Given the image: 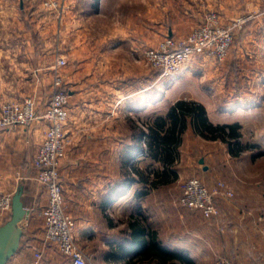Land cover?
<instances>
[{
  "label": "rangeland",
  "instance_id": "rangeland-1",
  "mask_svg": "<svg viewBox=\"0 0 264 264\" xmlns=\"http://www.w3.org/2000/svg\"><path fill=\"white\" fill-rule=\"evenodd\" d=\"M102 10L100 20L93 22L94 27L90 22L87 24L103 38L128 36V44L123 45L132 62L128 73L132 79L138 76L146 79L147 112L142 121L150 116L165 114L170 105L176 99L179 100L178 97L192 95L206 104L214 123L241 124L240 145L244 148L237 154L230 153L228 144L222 141L189 138L187 147L180 150V159L173 167L178 174L181 173L178 175L179 180L173 185L166 183L164 185L167 187L157 191L156 212L153 208L146 209L148 211L145 215L149 221L158 225L165 242H175L179 247L187 243L201 245L205 242L203 231L211 225L208 220L210 218H205L200 210L181 204L175 206L185 181L198 177L209 188L222 182L233 193V196L221 194L216 197L218 219L215 217L216 221L212 218L211 222L222 226L257 225L261 227L259 234L264 239V0H106ZM13 25L9 20L0 21V47L11 44L19 47L33 45L40 49V54L37 58H30L29 70L11 69L9 65L0 69V103L23 101L26 97H32L38 113L43 114L55 91L53 67L56 59L62 56L67 61L59 69L62 75L71 59L68 55L71 45H65L59 39L57 23L51 26L48 35L43 38L35 30L34 23L26 21L24 26L32 30L33 37L29 39L31 44L20 33V28L17 34L11 33ZM223 30L232 34V41L219 55L217 49L222 46ZM207 33L208 38L205 36ZM197 42L203 43L204 51L192 54L181 70L172 75L165 73L164 68L156 65L149 55L157 50L175 51L185 46L193 47ZM64 88L68 89L65 85ZM67 108V136L61 163L68 151L74 154L79 152L71 150V146L88 137L83 134V129L77 132V127L90 128L85 117L75 126L70 116V96ZM37 122L45 126L44 140L48 123L45 119L34 123ZM30 126L8 127L3 131L26 130ZM18 133L14 140L3 139V151L0 154V201L8 193L14 195L26 168L22 148L15 147L18 144L16 141L25 142ZM67 146L70 149L68 151ZM39 148L32 158L35 175ZM139 157L146 159L145 154L140 153ZM200 162L211 166L208 173L201 171ZM147 163L142 161L141 169L148 168ZM149 164L148 171L155 167L154 163ZM219 204L227 208L228 218L221 213ZM131 205L130 202L126 208L110 209L109 213L119 225L116 232L122 228L121 223L127 220ZM69 214L74 218L73 214ZM10 216L7 211L0 209V226ZM36 217L44 225L42 211ZM24 225L26 220L21 223V226ZM259 239L257 237V241ZM38 240L40 250L35 251L43 253L47 246L52 245L45 241L44 235ZM263 251L260 255L262 260ZM217 255L226 257L216 251L213 258Z\"/></svg>",
  "mask_w": 264,
  "mask_h": 264
},
{
  "label": "crops",
  "instance_id": "crops-1",
  "mask_svg": "<svg viewBox=\"0 0 264 264\" xmlns=\"http://www.w3.org/2000/svg\"><path fill=\"white\" fill-rule=\"evenodd\" d=\"M45 1L47 0H0V21L9 20L14 24L11 33L17 34V29L20 28V33L28 39L29 44L33 35L32 30L24 26L26 21L33 22L35 30L43 38L48 35L51 26L57 23L59 39L63 44L71 45L68 52L71 59L68 61V68L62 73L64 85L70 92V116L73 117L75 126L85 117L90 128L78 126L79 130L77 127V132L83 129V134L88 137L71 146V150L79 151L77 154L70 153L67 146L68 152L61 163L60 173L66 210L74 215L76 238L88 257V264H184L178 258L164 261L157 255H142L139 251L141 240L135 242L131 235L130 214L138 208L145 214L148 208H153L156 212L157 191L166 185L152 186L138 179L133 184L128 181L132 162L129 159L130 151L137 142L141 144L138 135L144 129L142 119L147 112L146 79L139 76L132 79L128 73L132 62L123 46L127 43L128 36L123 35L118 39L111 36L103 38L104 36H98L95 28L94 31L87 24L90 22L93 26V22L102 16L106 0H66L60 15L45 6ZM139 53L140 47V57ZM39 54L40 49L33 45L19 47L11 44L0 47V69L9 65L11 69L29 70L31 67L28 61L31 57L37 58ZM178 98L198 100L206 107L202 100L192 95ZM208 116L211 119L209 113ZM44 131V124L37 122L26 130L0 132V154L3 151V139L14 140L18 132L21 135L19 137L25 139L23 144L16 141L18 144L15 147L22 148L26 168L20 180L24 185V205L30 210L19 247L7 264H21L32 260L34 251L40 250L38 239L44 235V225L36 215L47 204V192L45 187L35 181L32 158L43 140ZM183 137L182 151L187 147L189 138L204 139L195 133L192 126L187 128ZM143 143L142 140V145ZM142 161L154 163L155 168L161 167L160 163L150 158L137 157L133 163L141 169ZM210 169L209 164L201 163L203 173H208ZM178 180V177L171 180L169 185ZM178 197L175 206L180 204ZM130 202L133 205L127 220L121 223L122 228L116 232L119 225L109 211L117 207L126 208ZM219 208L227 217V208L220 204ZM216 218L213 220L217 221ZM208 220L211 225L203 231L206 241L201 245L187 243L184 247H179L175 242H165L158 225L150 223L157 231L158 240L163 247L171 252L185 254L193 264H214L213 254L216 251L231 259L233 264H263L260 256L264 248V239L259 234L261 227L222 226L211 222L212 218ZM257 237H260V242ZM45 249L42 264H70L55 245Z\"/></svg>",
  "mask_w": 264,
  "mask_h": 264
},
{
  "label": "built area",
  "instance_id": "built-area-1",
  "mask_svg": "<svg viewBox=\"0 0 264 264\" xmlns=\"http://www.w3.org/2000/svg\"><path fill=\"white\" fill-rule=\"evenodd\" d=\"M65 1L47 0L44 5L60 12L64 8ZM205 36L208 38V33ZM222 36V46L217 49L219 55L223 54L232 41V34L229 31L223 30ZM202 44L197 42L193 47L185 46L175 51L157 50L149 55L156 65L164 68L165 73L172 75L181 70L192 54L204 51ZM66 62L65 57L62 56L56 59L53 67L55 91L43 114L38 113L36 102L32 97H26L23 101L0 103V132L8 127L20 125L27 127L39 119L47 121L46 135L35 160V166H38L35 179L47 192V204L42 209L45 241L55 245L70 264H88V257L76 238L75 220L66 210L60 173L67 136L65 126L69 117L67 104L70 92L64 88V78L59 69ZM221 194L233 196L222 182L209 188L198 177H191L183 185L179 203L184 207L200 210L206 218H215L218 215L216 197ZM12 199L13 193H8L0 201V209L7 211L8 215L12 213ZM42 260L43 253L34 251L33 259L21 264H42ZM214 264H233V262L227 257L217 255Z\"/></svg>",
  "mask_w": 264,
  "mask_h": 264
},
{
  "label": "trees",
  "instance_id": "trees-1",
  "mask_svg": "<svg viewBox=\"0 0 264 264\" xmlns=\"http://www.w3.org/2000/svg\"><path fill=\"white\" fill-rule=\"evenodd\" d=\"M142 124L144 129L142 128L138 135L141 144L137 142L130 151L129 159L132 161L128 179L130 184L138 179L140 182L156 186L176 179L178 173L173 167L180 159L183 136L189 126L204 139L227 143L232 154H237L244 148L240 145L241 124L214 123L209 118L205 105L196 100L179 99L170 105L165 114L150 116ZM140 153L160 163L161 167H154L148 171L150 164H147L146 169H140L137 164H132ZM129 225L134 241L140 239L142 242L139 249L142 255H157L164 261L178 258L184 264H193L185 254L168 251L161 245L157 231L151 227L149 218L142 209L138 208L130 214Z\"/></svg>",
  "mask_w": 264,
  "mask_h": 264
},
{
  "label": "water",
  "instance_id": "water-1",
  "mask_svg": "<svg viewBox=\"0 0 264 264\" xmlns=\"http://www.w3.org/2000/svg\"><path fill=\"white\" fill-rule=\"evenodd\" d=\"M23 192L24 185L20 183L13 195L11 216L0 226V264H7L16 253L23 236L21 222L30 216V210L24 205Z\"/></svg>",
  "mask_w": 264,
  "mask_h": 264
},
{
  "label": "bare ground",
  "instance_id": "bare-ground-1",
  "mask_svg": "<svg viewBox=\"0 0 264 264\" xmlns=\"http://www.w3.org/2000/svg\"><path fill=\"white\" fill-rule=\"evenodd\" d=\"M23 221H24V220H23ZM23 221H22V222H23ZM22 222H21V223H22Z\"/></svg>",
  "mask_w": 264,
  "mask_h": 264
}]
</instances>
